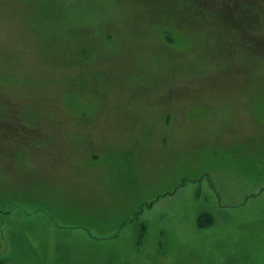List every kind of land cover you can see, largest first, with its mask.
<instances>
[{
	"label": "rangeland",
	"instance_id": "374dc122",
	"mask_svg": "<svg viewBox=\"0 0 264 264\" xmlns=\"http://www.w3.org/2000/svg\"><path fill=\"white\" fill-rule=\"evenodd\" d=\"M0 264H264V0H0Z\"/></svg>",
	"mask_w": 264,
	"mask_h": 264
}]
</instances>
